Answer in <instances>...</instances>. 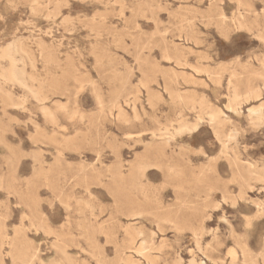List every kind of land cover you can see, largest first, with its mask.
<instances>
[{
    "label": "rangeland",
    "instance_id": "374dc122",
    "mask_svg": "<svg viewBox=\"0 0 264 264\" xmlns=\"http://www.w3.org/2000/svg\"><path fill=\"white\" fill-rule=\"evenodd\" d=\"M233 2L228 0V14L233 11ZM10 3L13 5L11 8ZM31 3L32 0H0V16L7 18L0 31L26 25L31 19L32 8L22 5ZM58 3L59 0H36L37 13L51 15L53 20L49 24L47 19H41L35 25V32L28 30L24 33V38L34 48L29 49V56H21L29 65L27 86H32L33 80L38 81L36 87L47 90L44 99L48 103L34 106L35 110L29 107L31 123L16 130L15 136L9 140V143L15 141L25 152H32L35 147L39 159L14 164L13 157L0 147V188L5 189L0 192V198H8V189L15 193L19 187L17 181L34 172L44 181L42 185L32 186L37 197L40 192L45 193L40 199H46L60 190L88 203L85 194L91 192L95 197L94 202L89 204L92 209L85 208L83 203L79 205L72 219L75 236H70L62 244L70 256L79 261L84 258L88 262L97 261L96 264H125L124 258L129 256L134 264H160L161 256L173 258L169 257V252L174 254V258L187 261L197 260L203 252L210 261L215 258L217 264L221 261L228 264L232 259L228 253L232 251L235 263L241 264L247 259L252 264L256 256L249 249H253L257 241L249 240L246 245L221 242L220 233L216 232L220 227V218L211 214L213 219L203 221V207L209 193L213 198L218 195L221 199L224 193L211 191L199 177L184 172L180 161L174 159L172 153L165 156L161 143L152 144V137L136 136L134 132L137 127L147 130L143 122L145 116L151 121L183 113L187 118L197 109L205 111V101L224 102L226 97L217 96L216 85L207 78L213 70L208 67L207 61L201 59L205 54L196 51V29L189 23V19L194 21L200 12V8L194 7L200 0H89L86 5L80 0H71L72 7L62 10L57 7ZM255 3L259 0H254L253 11ZM236 11L240 13L239 8ZM58 12L78 18L97 17L95 35L99 36L102 29L103 41L93 38L92 26L87 22L65 36L55 23ZM45 33L48 35L45 36ZM247 43L251 45L252 41ZM246 51L253 52L254 57L258 55L252 48ZM34 63H39L42 71L38 70L36 76L31 77L30 69ZM18 67L22 68L23 64ZM246 73L245 68L234 67L232 70L233 76L237 77ZM20 75L23 76V73ZM86 81L103 84L107 89V115L90 118L87 125H73L68 135L62 136L60 129L67 125L55 127L45 120L41 110L46 108L51 113L69 101L74 104L75 97L69 95V85ZM17 92L18 88L6 91L0 87V130L10 128L13 121L25 115L15 107L20 100ZM84 103L89 112L94 109L91 93H87ZM81 107L83 109L84 105ZM249 107L257 109L261 105L245 101L243 115L239 119L247 121ZM252 119L264 121V113L261 118L252 116ZM124 128L132 130L125 135L132 134L133 141L120 144L114 151H104V145L112 148L116 134ZM32 135L40 141L38 145L29 139ZM246 139L249 152L245 155L259 163L264 159V152H261L264 138L252 134ZM97 147L103 153L100 167L86 172L85 168L94 164L92 157ZM144 160L155 161L158 168L147 170L144 173L145 183H141L138 162ZM34 164L38 171L34 169ZM160 165L164 168L175 166L176 170L171 177H166L164 171L158 170ZM245 167L241 165L235 174L238 181L233 186L235 192L229 191L234 197L247 180L253 181L246 196L255 209L256 204L264 199V192L260 191L259 171L252 175L251 171H244ZM219 171L226 176L233 175L228 167L222 166ZM15 202L16 196L13 195L6 222H0V261L5 264H25L30 256L24 244L34 238L32 233L15 238L20 217L24 215L15 207ZM131 210H139L140 217H131ZM198 217L201 224L199 233H196L191 222ZM130 227L140 229L155 246H152L155 251H150L148 259L129 252H124L125 256L121 254L124 229ZM205 229L215 235L217 245L222 243L223 246L209 249L208 244L203 243L208 239ZM197 235L203 243L200 249L192 247L197 243ZM35 243L44 250L40 259L46 257L45 264H53L56 257L61 259V251L56 252L55 248L49 253L51 245L47 239L43 244L39 241ZM236 245L240 247L239 252L235 251ZM89 254L95 256L90 257Z\"/></svg>",
    "mask_w": 264,
    "mask_h": 264
},
{
    "label": "snow or ice",
    "instance_id": "6c2138e0",
    "mask_svg": "<svg viewBox=\"0 0 264 264\" xmlns=\"http://www.w3.org/2000/svg\"><path fill=\"white\" fill-rule=\"evenodd\" d=\"M88 2L89 0H80V3L85 5ZM227 3L228 0H200L199 4L194 5V7L200 8L196 19L194 21L189 19V23L196 29V51L205 54L201 59L207 61L208 67L213 70L208 73L207 78L216 85L217 96L226 97L224 102L205 101V111L201 112L197 109L187 118L183 113L180 116L169 114L167 117L161 116L151 121L145 116L143 122L147 130L137 127L134 132L136 136L152 137L153 139L150 141L152 144L161 143L165 156L172 153L173 158L180 161V167L184 172L199 177L211 191L224 193L223 199L218 195L213 198L209 193L203 207V221L213 219L214 216L220 218V227L216 229V232L220 233L221 242L229 241L234 245L236 242H241L246 245L249 240L257 241L254 248L249 249L251 254L256 256V260L252 264H264V199L261 203L256 204L255 209L251 207L253 202L248 199L246 192L253 181L247 180V177H245L247 183L241 186L239 194L234 197L231 194V192H235L233 186L238 182L235 174L241 169V165H245L244 171H251L252 175H255L257 170L259 171L260 191L264 192V159L256 163L245 155L249 152L247 137L259 134L264 138V121L257 122L251 116L247 121L239 119L243 115L245 101L258 102L261 105V111H264V0L255 3L254 11V0H234L231 14H228ZM12 6L10 3L9 7ZM22 6L32 8V16L26 22L27 26L22 24L0 31V53H2L0 55V87L6 91L18 88L17 95L20 100L15 107L18 112L25 113L24 116L13 121L10 128L6 127L0 130V147L6 149L7 153L13 157L14 164L23 161H38V151L35 147L32 152H25L19 144L15 141L9 143V140L15 136L16 130L31 123L29 107L47 105L48 103L44 99V93L47 90L46 88H37L38 81L33 80L32 86H27L29 65L21 59V56H29L31 54L29 49H33L34 46L24 38V33L28 30L35 32V25L39 24L41 19H47L49 24L53 20L51 15L42 16L37 13L36 0ZM57 7L61 10L71 8V0H59ZM237 8L240 10L239 14L236 11ZM6 19V17L0 16V29L4 28ZM97 20L98 18L95 16L78 18L74 15L63 16L58 12L55 23L59 25V30L65 36H69L82 23L87 22L92 26L93 38L102 42L103 30H100L99 36L95 35ZM206 29L207 31H205ZM44 35L47 36L48 33ZM249 40L252 41L251 45L247 43ZM249 48L257 51L258 55L254 57L253 52L246 51ZM54 49L55 44H53ZM76 51L80 52L79 49ZM21 64L23 67H18ZM234 67L245 68L247 73L239 77L233 76ZM38 70L42 71L39 63L32 64L31 77H35ZM21 73L23 76L20 75ZM139 78L142 79V77ZM69 87L71 89L69 95L75 97L74 104L69 101L67 105H62L51 113L46 108L44 109L46 121L52 122L55 127H59L60 124L67 125L60 129L59 134L62 136H67L73 125H87L90 118L94 119L97 116L103 118L107 115L105 108L108 100L105 95L107 89L103 84L97 85L96 82L86 81L83 84H70ZM82 93L85 95L82 96ZM87 93H91L95 103L91 112L88 111L87 104L84 103ZM81 105H84L83 109ZM249 111H251L250 107ZM5 124L7 125V121ZM130 131L132 130L124 128L122 132H118L116 140L112 142V148L109 149L107 145H104V151H114L120 144L133 141L132 134L125 135ZM68 138L73 139L70 136ZM29 139L33 141L34 145L40 143L36 135L30 136ZM261 152H264V140H262ZM95 153L92 157L94 164L85 168L86 172L100 167L103 155L101 148L97 147ZM222 166L231 168L233 175H223L219 171ZM157 168V163L153 160L139 161L138 174L141 183H145L144 173L147 170ZM35 170L38 171V169ZM158 170L164 171L166 177H171L176 169L175 166L164 168L163 165H160ZM17 183L19 187L15 193L8 189V198H0V222H6L12 207V196L15 195V207L24 213L17 225L15 238L18 239L25 233L34 234L33 240L26 241L24 244L30 256L25 264H45L46 257L40 259L44 250L38 247L35 241L43 244L47 239L51 245L48 249L49 253H52L53 248L56 252H60L62 244L67 242L70 236H75L72 219L76 209L83 201L75 199L70 192L60 190L47 196L46 199H40L39 197L45 196V193L40 192L37 197L32 186L34 184L42 185L44 181L35 172L31 176H26L24 180H18ZM159 189L160 186L157 185V190ZM4 191L5 189L0 188V192ZM254 191L255 189H253ZM85 198L89 204L95 200L91 192H86ZM191 223L196 233H199L200 218L198 217ZM185 230L191 231V229ZM205 233L208 239L203 243H207L209 249L215 250L217 246H223L222 243L217 245L214 234L207 233L206 229ZM203 243H200L199 235H197V243L192 247L200 249L203 247ZM235 251H240L238 245H236ZM228 254L229 256L234 255L232 251H229ZM168 255L173 258L165 259L161 256L160 264H189L186 259L174 258L172 252H169ZM0 264H5V262L0 261ZM53 264H67V262L56 257ZM88 264H96V262L93 260ZM190 264H217V262L215 258L210 261L208 256L200 252L199 258L191 261ZM220 264H224V262L221 261ZM243 264H249V261L246 259Z\"/></svg>",
    "mask_w": 264,
    "mask_h": 264
},
{
    "label": "bare ground",
    "instance_id": "6f19581e",
    "mask_svg": "<svg viewBox=\"0 0 264 264\" xmlns=\"http://www.w3.org/2000/svg\"><path fill=\"white\" fill-rule=\"evenodd\" d=\"M39 41V40H38ZM95 44V43H94ZM93 51V50H92ZM0 55H2V53H0ZM138 93V92H137ZM140 104V103H139ZM136 108V107H135ZM41 111H43L44 113V109H42ZM249 115L255 116L257 118H261L262 114L264 113V111H261V108H257V109H251V111L248 110ZM258 178L260 179V175H257ZM145 198V197H144ZM222 198V197H221ZM146 199V198H145ZM146 201V200H145ZM143 202V201H141ZM83 205L85 208H88L90 210V208L92 209V207L89 205V203L87 202H83ZM131 206V205H130ZM141 207V206H140ZM92 211V210H91ZM132 211V212H131ZM130 214L131 217H140V211L139 210H131ZM134 211V212H133ZM133 219V218H132ZM175 226V225H174ZM124 238L122 240V250H121V254L123 256H125V253L129 252V253H133L139 257H143V258H149L150 257V251L154 250L152 248L155 247L154 245L151 244V242L149 240H147L144 236L143 233L140 229H134V228H125L124 229ZM140 237V238H139ZM139 238V240H138ZM88 239V238H87ZM97 241V240H96ZM161 248V247H160ZM158 248H156L157 251ZM97 250V249H96ZM155 251V250H154ZM125 252V253H124ZM87 253V252H86ZM142 253V255H141ZM90 257L95 256L92 254H89ZM100 257V256H99ZM97 257V258H99ZM96 258V259H97ZM61 259L66 261L67 264H88V261L84 258H82L81 261L74 259L70 256V254L68 253V250H66L65 245H63V247H61ZM93 259V258H92ZM180 259V258H179ZM99 260V259H97ZM125 264H134V261L129 257V256H125L124 258ZM191 261H194V259L189 260V264ZM97 262V261H96ZM244 262V261H243ZM243 262L241 264H243ZM100 264V263H99ZM219 264V263H218ZM228 264H237L235 263V256H232L231 261ZM251 264V263H249Z\"/></svg>",
    "mask_w": 264,
    "mask_h": 264
}]
</instances>
